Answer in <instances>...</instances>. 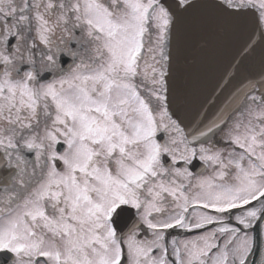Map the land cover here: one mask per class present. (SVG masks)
Wrapping results in <instances>:
<instances>
[{
  "label": "snow or ice",
  "instance_id": "obj_1",
  "mask_svg": "<svg viewBox=\"0 0 264 264\" xmlns=\"http://www.w3.org/2000/svg\"><path fill=\"white\" fill-rule=\"evenodd\" d=\"M0 264H264V0H0Z\"/></svg>",
  "mask_w": 264,
  "mask_h": 264
}]
</instances>
